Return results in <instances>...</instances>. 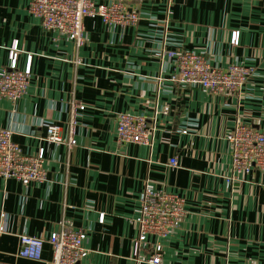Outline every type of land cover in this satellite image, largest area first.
<instances>
[{"label":"crops","instance_id":"obj_1","mask_svg":"<svg viewBox=\"0 0 264 264\" xmlns=\"http://www.w3.org/2000/svg\"><path fill=\"white\" fill-rule=\"evenodd\" d=\"M30 1L0 0V71L15 44L18 68L31 60L26 95L0 97V129L12 130L25 153L42 152L47 181L0 177V264H51L48 242L40 260L21 257V237L47 241L62 221L86 233L79 264H151L155 238L135 252L147 186L184 200L183 222L159 240L162 264H264V173L227 184L236 122L264 133V0H121L141 20L122 27L88 18L80 48L45 30ZM164 51L252 73L239 94H211L173 84L175 60ZM75 103L85 105L75 116L77 146L47 143L49 123L69 136ZM119 114L155 117L152 146L119 144Z\"/></svg>","mask_w":264,"mask_h":264},{"label":"built area","instance_id":"obj_2","mask_svg":"<svg viewBox=\"0 0 264 264\" xmlns=\"http://www.w3.org/2000/svg\"><path fill=\"white\" fill-rule=\"evenodd\" d=\"M29 13L41 21L45 30L66 35L80 48L85 43V20L99 17L106 25L122 27L135 26L141 15L124 4L121 0L109 5L98 6L93 0H31ZM170 15V12H168ZM237 43L236 33L232 37ZM18 48L15 44L10 50V67L0 71V97L16 101L26 95L31 81V60L26 70L18 68ZM175 60V73L170 77L173 84L199 87L211 94H239L244 88L251 70L233 64L227 69L213 67L203 54L176 51H164ZM31 59V58H30ZM85 109V105L75 103L69 125V136L64 138L57 124L45 126L46 142L63 145L69 149L77 146L76 114ZM168 108L164 113L168 114ZM117 142L119 144H139L152 146L155 135V117L149 120L145 116L119 114L117 116ZM187 134V129H181ZM227 140L232 151V175L227 179L231 186L236 178L258 170L264 173V133L258 129L237 121ZM169 165L178 166L177 158H172ZM0 177L4 180H16L27 186L31 183L47 181L45 158L42 152L29 155L14 141V132L0 129ZM184 200L175 193L155 190L147 186L141 197V215L138 221V237L135 252L148 245L149 238H155L152 244L151 264H162V245L164 239L181 225L185 218ZM86 233L77 230L68 221H62L60 228L45 241L29 236L21 237L19 255L31 260H40L43 247L48 242L53 249L51 264H79L88 255L84 247Z\"/></svg>","mask_w":264,"mask_h":264}]
</instances>
